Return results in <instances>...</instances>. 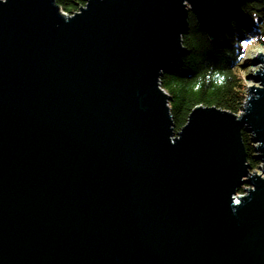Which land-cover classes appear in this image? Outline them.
<instances>
[{
    "label": "water",
    "instance_id": "water-1",
    "mask_svg": "<svg viewBox=\"0 0 264 264\" xmlns=\"http://www.w3.org/2000/svg\"><path fill=\"white\" fill-rule=\"evenodd\" d=\"M243 1L0 0V264H264V66L177 134L160 85Z\"/></svg>",
    "mask_w": 264,
    "mask_h": 264
},
{
    "label": "trees",
    "instance_id": "trees-1",
    "mask_svg": "<svg viewBox=\"0 0 264 264\" xmlns=\"http://www.w3.org/2000/svg\"><path fill=\"white\" fill-rule=\"evenodd\" d=\"M62 10L72 15L86 0H56ZM264 43V0H244L238 20L214 39L201 30L190 11L188 28L182 35L185 48L180 59L163 70L160 85L169 96V108L177 134L198 106H215L239 115L248 96L246 72L253 59L241 56L249 45ZM250 43V44H249ZM245 73V76H244ZM175 134V135H176ZM242 141L251 171L260 169L252 135L242 130ZM242 185L238 192L244 191Z\"/></svg>",
    "mask_w": 264,
    "mask_h": 264
},
{
    "label": "rangeland",
    "instance_id": "rangeland-1",
    "mask_svg": "<svg viewBox=\"0 0 264 264\" xmlns=\"http://www.w3.org/2000/svg\"><path fill=\"white\" fill-rule=\"evenodd\" d=\"M263 50H264V43L263 42L262 43L255 42L254 44H251V46L249 45L246 49H244V51L242 53L241 62L244 59H247V58L254 60V62L252 63V65H250L249 67H247L248 69H246V72L248 73V75L251 76L246 81L247 88H248V93H249V89L253 86V84L258 85V86H261L260 83H258V82L255 81V77L257 76V73L256 72L258 71V69L259 70H263L264 64L260 61V59L263 57L261 55V53L263 52ZM244 76H245V73H244ZM262 165H263V162L261 161L260 167ZM257 172H258V174L264 176V173L261 171V169L257 170ZM251 174H255V171H251ZM243 185L245 187L244 188V191L243 192H238V194H236V196H235L236 199L240 195H246L247 194V191H246L247 188H250V185H248V184H243Z\"/></svg>",
    "mask_w": 264,
    "mask_h": 264
},
{
    "label": "bare ground",
    "instance_id": "bare-ground-1",
    "mask_svg": "<svg viewBox=\"0 0 264 264\" xmlns=\"http://www.w3.org/2000/svg\"><path fill=\"white\" fill-rule=\"evenodd\" d=\"M236 20H238V14H237ZM232 21H235V20H232ZM229 28H230V27H229ZM226 29H228V28H226ZM221 33H222V32H221Z\"/></svg>",
    "mask_w": 264,
    "mask_h": 264
}]
</instances>
